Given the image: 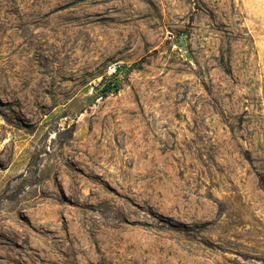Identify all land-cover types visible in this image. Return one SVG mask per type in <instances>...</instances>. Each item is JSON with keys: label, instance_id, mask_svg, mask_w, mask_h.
<instances>
[{"label": "rangeland", "instance_id": "374dc122", "mask_svg": "<svg viewBox=\"0 0 264 264\" xmlns=\"http://www.w3.org/2000/svg\"><path fill=\"white\" fill-rule=\"evenodd\" d=\"M0 264H264V0H0Z\"/></svg>", "mask_w": 264, "mask_h": 264}, {"label": "built area", "instance_id": "2783aa9c", "mask_svg": "<svg viewBox=\"0 0 264 264\" xmlns=\"http://www.w3.org/2000/svg\"><path fill=\"white\" fill-rule=\"evenodd\" d=\"M174 48L181 53L187 52V40L184 34L173 36ZM124 64L122 62H116L114 65H109L107 73L104 76L106 83H110L113 86L115 84L124 85L127 82V69L123 68ZM113 77H116L113 79ZM102 79V80H103Z\"/></svg>", "mask_w": 264, "mask_h": 264}, {"label": "bare ground", "instance_id": "6f19581e", "mask_svg": "<svg viewBox=\"0 0 264 264\" xmlns=\"http://www.w3.org/2000/svg\"><path fill=\"white\" fill-rule=\"evenodd\" d=\"M114 64H116V62H113L110 65H114ZM7 142H8V140H5L4 143H7ZM89 152L91 153V156H92V162L90 161L91 164H88L87 165V170H98L100 167L102 168L103 167V164H100V161L103 160V159H107L108 158V156H106V157L104 156V149H101L99 147L97 148V146H96L94 149H92ZM142 153H144V152L142 151ZM116 159L119 162L120 158H116ZM89 160H91V159L89 158ZM124 160H129V158H127V159L125 158ZM44 189L47 190L46 187ZM49 193H48V196H49Z\"/></svg>", "mask_w": 264, "mask_h": 264}, {"label": "trees", "instance_id": "16d2710c", "mask_svg": "<svg viewBox=\"0 0 264 264\" xmlns=\"http://www.w3.org/2000/svg\"><path fill=\"white\" fill-rule=\"evenodd\" d=\"M123 68L127 69L126 66H124ZM127 74V79H128V72L126 71ZM116 77H113V79H115ZM97 88L99 89V94L101 95H107L108 93H114L119 91L122 88V85L120 84H115L114 86L110 83H106L105 80L103 79L97 86Z\"/></svg>", "mask_w": 264, "mask_h": 264}]
</instances>
